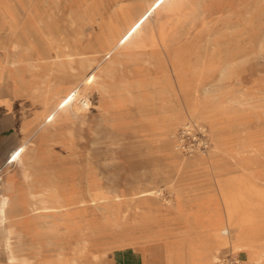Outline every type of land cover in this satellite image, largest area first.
Wrapping results in <instances>:
<instances>
[{
  "label": "rangeland",
  "instance_id": "rangeland-1",
  "mask_svg": "<svg viewBox=\"0 0 264 264\" xmlns=\"http://www.w3.org/2000/svg\"><path fill=\"white\" fill-rule=\"evenodd\" d=\"M23 1L31 12L25 21H33L39 30L28 38L55 41L60 45L69 43L78 46L83 55H75L71 66L60 65L52 47L45 63L32 72H24L23 78L35 83L34 89L21 91L17 82L13 92L12 83L8 82L0 92V197L7 192L19 200L18 206L39 199L31 195L39 190L38 186L28 187L30 180L24 177V167L14 155L18 153L28 162L25 153L30 150V142L37 133L43 132L38 137L39 154L33 169L43 172V183L47 186L64 185L72 189L70 197L80 192L85 198H88V181L108 192L121 191L123 199L133 198L143 189H159L163 212H155L156 217L160 216L157 218L165 223L186 222L187 227H184L189 230L185 233L192 231L199 236L200 244L210 243L207 235L217 231L214 224L218 220L223 221L219 223L221 227L235 224L227 218L229 204H232L234 217L243 220L239 227L255 231L261 239L264 233V0H184L190 7L188 18L174 5L169 15L166 14L161 8L165 0L66 3L32 0L30 5ZM15 5L19 4L15 2ZM94 11L102 15L103 23L117 22L126 11L136 15L145 12V21L134 25V44L140 39L156 42L157 38L169 53L168 56L155 44L137 43L138 49L129 51L127 56L130 57L111 69L115 75L113 82L153 75L162 81L168 75L170 83L163 81L158 93L153 83H148L142 95L135 86L127 93L119 84L123 90L114 84V99H109L106 93L98 95L96 88L86 85L82 93L97 99L89 104L85 114L72 116L69 110L63 111L75 107L76 93L54 104L45 86L49 82L77 84L85 77L90 79L98 67L100 56L86 47L95 42L98 31V26L93 28L86 21L88 14ZM22 15L25 16L24 11ZM76 16H81L79 21ZM48 27L54 29L51 37L44 34ZM8 38L24 43L27 40L20 34ZM117 52H121V48ZM147 53L153 55L155 63L144 61ZM133 55L137 60L129 59ZM107 57L100 63H106ZM45 75L48 79H44ZM202 83L211 85L213 91L206 96L211 97L209 100L200 98ZM2 99H8L7 107L1 103ZM51 104L54 105L50 108ZM177 111L182 119L170 126L168 117ZM50 112L51 117L47 118L45 115ZM107 112L110 114L104 118L102 113ZM61 113L71 116L58 118L60 120L53 123L52 115ZM147 115H155V119L150 121ZM183 122L188 125L185 132ZM40 125L47 127L39 129ZM166 141L174 142L175 149L172 150V146L170 149ZM202 141L208 145L204 147ZM184 142L186 147L183 148ZM237 142H245V146L239 149ZM188 143L191 144L188 146ZM209 147L214 151L210 153ZM227 149H231L230 155ZM169 150L179 151L180 159ZM233 159H241L245 165H237ZM10 183L13 190L7 191ZM165 199L174 200V204L164 202ZM110 205L112 213L107 208L93 209L89 202L84 206L73 205L70 215L79 225L66 235L63 225L59 224L61 236L52 240L49 229L39 223L35 215L18 206L8 208L11 219L0 224V264H18L9 261L8 250L19 257L34 255L39 262L48 261L57 253H61L63 261L77 255V259L86 264L94 262L95 258L99 262L101 255L129 245L131 236L135 235L133 231L139 232L130 222L131 212L126 210L125 203ZM117 217L120 225L109 220ZM15 224L23 227L18 228L21 234L14 229ZM9 227L15 231L6 237ZM149 228H145L146 231ZM168 232L172 231H167L166 235ZM80 248L83 252L77 254ZM231 250L229 244L219 247L220 255L234 256L239 259L238 264L253 262L243 250H239L241 253Z\"/></svg>",
  "mask_w": 264,
  "mask_h": 264
},
{
  "label": "bare ground",
  "instance_id": "bare-ground-1",
  "mask_svg": "<svg viewBox=\"0 0 264 264\" xmlns=\"http://www.w3.org/2000/svg\"><path fill=\"white\" fill-rule=\"evenodd\" d=\"M173 5L176 6V8H179L178 9L179 12H181V14L184 17L188 18V15L190 12V7H187V5H185L184 0H165L163 3L164 7L162 6L161 8L165 9L166 14L168 13V15H169V13L172 11V9H174V8H172ZM165 6H166V8H165ZM182 6H183V8L181 9ZM144 61L146 63H149V64L155 63V60H154L152 54L151 55L148 54V57H146V59ZM149 67H151V66H149ZM153 76L152 77H150V76L149 77H145V76L142 77L141 76V77H135L133 79L123 80L121 82H113L112 80L115 78L113 71L105 70L103 72L102 76L100 77L101 84L96 88L95 91L98 95L106 93V94H108L109 99H114L115 98L114 96H116V95L114 94L115 91H114L113 85L119 84L122 88L127 90V93H131V87L135 86L136 90L139 92V94L142 95V92L145 91L147 84L148 83L151 84V82H152L153 85L155 86L156 92L158 93L159 89H160L159 88L160 84L162 85L163 81H164V83H165V81L169 82V78H168V75H166V77H164L163 80L161 81L158 77H153ZM155 76H156V74H155ZM210 86L211 85H207L205 83L201 84V86H200V95H201L200 98L201 99H204V100L211 99V97H206V96H208V94L212 90V88H210ZM139 97L142 98V96H139ZM215 97H217V96H215ZM96 99H97V97H93L91 95L89 96V94H87L86 92L82 93L81 98L77 100L75 107L69 109V111L71 112V115L72 116H78L81 114H85V111L88 109L89 104L93 103ZM216 100H218V99L216 98ZM106 109L107 108L104 107V110H106ZM191 109H192V107H191ZM198 110H201V109H198ZM209 111H214V110L210 109ZM109 114H110V112L102 113L104 118H107V116ZM71 115L68 114L65 116V118H68ZM62 117H64V116H56L53 120V123L55 121H57L58 118H62ZM145 117L150 121H153L155 119V115H153V116L147 115ZM180 119H182V115L179 114V112L177 111V112H174L173 114L169 115L167 121H168L170 126H174L178 122H180ZM58 120H60V119H58ZM181 126L185 127L186 124L183 122L181 124ZM69 141H71V140H69ZM166 143H168V146L170 147V149H171V146H172V150L175 149L174 148V142L171 144V141L170 142L166 141ZM38 145H39V142H38V138H37V140L34 142V144L30 145V147H29L30 150L25 153L26 156L28 155V157H27L28 162H25L26 158H23L24 156H22L18 153L14 155V158L19 163H21L22 166L24 167V170H25L24 177L26 179L30 180L29 181L30 184L28 187L33 189L34 187L38 186L39 190L37 192H32L31 195H34V197L38 196L39 199L37 201H34L33 203L30 202V203H25V204L18 206L19 200L13 199V197H11L10 194H8L7 192L3 193L0 197V224H2L5 220L10 218V216H9L10 214L7 211L10 209H8V208L18 206V207H20V209H22V211L30 212L31 214L35 215L36 216L35 219L40 221L39 223H43L44 225H46V228L49 229V234L51 235L49 237V239L52 240L53 238L61 236L60 234H58V232H59L58 225L59 224L63 225L64 230H65V231L63 230V232L66 233V235H68V234L70 235L72 227L79 225L78 222H76L75 218H72L70 215L71 214L70 208L73 205L84 206L86 204V202H89V206L92 207L93 209H97V210L103 209L104 210L105 208H107L109 213H112L111 208H110L111 203H116L119 205H121L122 203H125L126 210L131 212L130 222H131L133 228L139 229V232L133 231L135 235L131 236V239L134 241V245L136 248H138V249L141 248L142 241H146L148 239L156 240V239H158V237H162V236L165 237L166 236V231L158 228V226L164 225L165 222L161 221L160 218H157L160 216L156 217V215H155L156 214L155 212H163L162 206H161V203L163 201L161 202L159 200V197H160L159 196L160 195L159 189H152V188L151 189H143V190L136 192V194H134V195H136L135 197L123 199V197H122L123 195H122V193H120L121 191L120 192H108V190L101 189L99 187H95L94 185L92 186V183H94V182L88 181L87 186H86L88 198H85L84 195L81 196L82 193H80V192L75 193V195H72V196H74V198H71L72 196L70 197L69 192L72 189L69 188V190H68L64 185H62V186L61 185H59V186H57V185H48V186L45 185L43 183V175H44L43 172H41L40 170L33 169L34 165L37 163L36 155H37V153L39 154ZM244 146H245V142H244V144H241L238 142L236 143V147H238L239 149H241ZM175 147L176 148L178 147L176 142H175ZM175 151H170V154H172L176 159H180V155H177L179 153L177 152V150H175ZM208 151H210V153H211V151H214V150L209 147ZM160 152H161V150H160ZM227 153H229V155H230L232 153L231 149H227ZM237 153H240V152L237 151ZM233 160L236 161L237 165H240V166L245 165V164H243L244 162L241 159L240 160L233 159ZM75 181H76V179H75ZM11 183H13V182H11ZM11 183L7 187V189H6L7 191L13 190ZM70 187H74V186H70ZM120 188H118V189H120ZM17 193H19V191L16 192V194ZM71 193H73V192H71ZM166 200L167 199H165L164 202H166ZM167 201H169L170 204H172V203L174 204V200L171 201L168 199ZM228 208L229 209L227 212V218H228V220L229 219L233 220L235 222V224H233V225L225 224L224 226L221 227L219 223L223 224V221L221 219L218 220V223L214 224L215 229H217V231L214 232L213 235H211V236L207 235V239L208 238L211 239L210 243L208 244V241H204V244L205 245L207 244V247L204 248L203 252L206 253V255L209 259V264H212L216 260L219 261L220 264H222L221 259L219 257L220 252H221V251H219V247L221 244L231 245V249H232L231 251L232 252H237L239 250H243L249 256V259L253 261L250 264H264V233L262 235L260 234L261 235V239H260L259 236H257L255 231L247 230L246 228L239 227L238 224H241V222L243 223V220L240 221V220L236 219V217H234L233 213H234L235 209H234L232 204H229ZM20 216H22V215H20ZM33 219H34V217H33ZM109 220H111L112 223H115V225L121 224L119 217H117L116 219H109ZM3 225H4V223H3ZM151 227H155V230H153ZM15 228H16L18 234H21V231H19L20 229L18 230V228H21V230H22L23 227L21 225L17 226L15 224L14 229ZM145 228H149V231H146ZM14 229L10 228V227H9V229H6V231H7L6 237H9L10 234L15 231ZM2 231H3V229H2ZM87 240H89V239H87ZM5 242H6L5 244L7 245V238H5ZM29 244H31V243H29ZM41 248H43V247H41ZM37 249H39V248H37ZM152 250H153L154 254H157L158 248L156 246L152 247ZM81 252H83V248H80L79 251H77V254H79ZM139 252H141V251H139ZM76 256H73L71 259H68L67 261H63V260H61L62 259L61 253H57L54 255V257L49 258L48 261L44 260V262H39L34 258L35 257L34 255L29 257V256H26V254H25V255H22L21 257H19V256L15 255L14 253H12L11 251L9 252V250H8L9 261L16 262L18 264H86L85 262L79 261ZM91 256H92V254H91ZM90 264H93V263H90ZM228 264H232V263L230 261H228Z\"/></svg>",
  "mask_w": 264,
  "mask_h": 264
},
{
  "label": "crops",
  "instance_id": "crops-1",
  "mask_svg": "<svg viewBox=\"0 0 264 264\" xmlns=\"http://www.w3.org/2000/svg\"><path fill=\"white\" fill-rule=\"evenodd\" d=\"M30 5L32 0H26ZM57 1V0H56ZM63 2H71L74 0H58ZM84 1V0H80ZM17 2L19 5H15ZM24 11V15L22 12ZM29 6H27L23 0H0V92H3L2 89L8 82L12 83L10 90H13V85L16 86L17 82L19 83L20 90H28L35 88V83L27 82L24 77V72H32L38 68L41 63H45L48 59L47 55L50 49L53 47L57 52L58 63L64 65L67 63L71 66L73 58L75 55H83V51L78 47L71 45L69 43L60 45L55 41H43V39L28 38L33 37L35 34L39 33L38 27L34 22L27 23L25 20L30 18L31 12H28ZM149 10V2H148ZM32 11V10H31ZM151 15V14H150ZM98 16V18H97ZM147 17V14H135L134 12H125L121 13L120 19L117 22L113 23H103L102 15L97 11L91 12L88 14L86 21L95 28V25L98 26V31H96L95 42L87 45L86 47L91 49L92 53L99 55L101 60H105L107 56L106 63L100 62L98 67H96L90 79L81 80L77 84H63L62 82H49L46 83L45 91L47 96L49 95L52 98L53 103L60 101L64 96H69L70 93L75 92L76 101L81 98L82 91L88 85L89 88H97L100 84V77L102 76L105 70H111L116 64L122 63L126 60L129 51L138 49L136 47L139 43H146L148 46H153V44L160 46L168 54L167 50L159 44V41L156 37L155 41H147L146 39H140L134 44L133 33L135 30V23L139 24L144 22ZM151 17H157L151 15ZM81 16H76V20L79 21ZM138 27V26H137ZM53 28V27H52ZM143 28V27H141ZM54 29L48 27L45 29L44 34L47 37H51V33ZM23 35L27 37L26 43L20 40H9V36H18ZM138 43V44H137ZM121 46V47H120ZM81 47V46H80ZM121 48V52H117ZM10 51V52H9ZM120 54L121 57L117 58L116 56ZM123 56V57H122ZM131 61L134 59L137 60L136 56H131L129 58ZM128 59V60H129ZM24 62L27 63L23 65ZM171 62V60H170ZM29 63V64H28ZM33 63V64H32ZM83 65L81 64V67ZM15 70V71H14ZM17 71V72H16ZM14 72V73H13ZM16 75V76H15ZM45 78L48 79V75H45ZM44 78V79H45ZM20 80V81H19ZM34 81V80H31ZM44 81V80H43ZM45 82V81H44ZM1 95V93H0ZM92 96V95H91ZM96 97V96H93ZM3 98V97H2ZM1 100V99H0ZM1 102L4 106L8 103V99H2ZM51 104L50 108L54 105ZM4 107V108H6ZM52 110V109H50ZM69 109H65L63 112H67ZM62 112V113H63ZM60 114L63 116L65 114ZM52 112L46 114L48 118ZM66 116V115H65ZM64 116V117H65ZM51 117V116H50ZM56 117V116H55ZM54 114L52 118H55ZM2 122L5 121L2 119ZM39 125V123H36ZM47 126H41L39 129H46ZM25 130L27 128L24 127ZM43 132L36 134L35 139L30 143L31 145L37 140V138ZM178 149V147H177ZM16 151V150H15ZM179 153V151H177ZM14 154V153H13ZM192 155L191 157H193ZM211 213V212H208ZM168 226L167 229H162L167 231L168 234L165 237H158V239H148L142 241L141 248H136L134 241L131 239L129 245L123 247L114 248L109 255H101V258L98 262V259L95 258L93 264H209V259L205 252H203L204 247H207V244H200L201 241L199 236H196L192 231L190 234L185 233L188 231L187 223H164V225L158 226L159 229L162 227ZM185 226V227H184ZM191 230V229H190ZM183 238L184 240H179ZM199 239V241L197 240ZM145 246V247H144ZM156 246L160 254H154L152 247ZM176 249V250H175ZM136 250V251H135ZM141 252H139V251ZM137 253V254H136ZM239 253H241L239 251ZM112 254V255H111ZM153 255V256H152ZM241 255V254H239ZM108 256V257H107ZM139 256V257H138ZM96 261V262H95ZM103 262V263H102ZM105 262V263H104Z\"/></svg>",
  "mask_w": 264,
  "mask_h": 264
},
{
  "label": "built area",
  "instance_id": "built-area-1",
  "mask_svg": "<svg viewBox=\"0 0 264 264\" xmlns=\"http://www.w3.org/2000/svg\"><path fill=\"white\" fill-rule=\"evenodd\" d=\"M187 126H188V125H186L185 127L183 126V128H182L183 132L186 131L184 128H188ZM183 141H185V139H184ZM179 142L181 143L182 140H179ZM202 143H203V146H204V147H206V146L208 145L207 142H205V141H202ZM189 144H191V143H188V146H189ZM185 145H186V143L184 142V143H183V148L186 147ZM181 146H182V144H181ZM219 257H220V259H221L222 264H228V261H230L232 264H238L237 262H238L239 259L236 258V257H234V256H232V257H228V258H227V257H225L224 255H219ZM214 264H220V262L216 260V261L214 262Z\"/></svg>",
  "mask_w": 264,
  "mask_h": 264
}]
</instances>
